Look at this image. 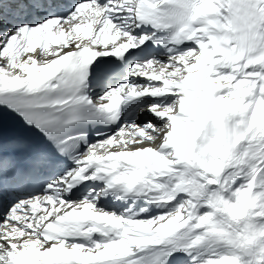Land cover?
<instances>
[{"label": "snow or ice", "instance_id": "obj_1", "mask_svg": "<svg viewBox=\"0 0 264 264\" xmlns=\"http://www.w3.org/2000/svg\"><path fill=\"white\" fill-rule=\"evenodd\" d=\"M0 264H264V0H0Z\"/></svg>", "mask_w": 264, "mask_h": 264}]
</instances>
